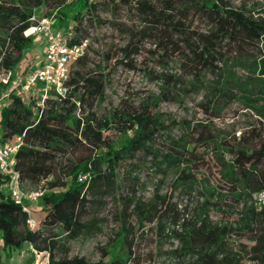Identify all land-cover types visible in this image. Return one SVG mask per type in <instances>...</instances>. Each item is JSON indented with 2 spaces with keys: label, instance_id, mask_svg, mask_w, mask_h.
Here are the masks:
<instances>
[{
  "label": "trees",
  "instance_id": "trees-1",
  "mask_svg": "<svg viewBox=\"0 0 264 264\" xmlns=\"http://www.w3.org/2000/svg\"><path fill=\"white\" fill-rule=\"evenodd\" d=\"M42 8L56 15V25L60 27L56 30L68 31L72 22L70 44L85 43L86 46L83 55L73 62L79 69L69 72L67 92L61 101L49 100L46 108L35 110L20 99L10 97L2 109V138L22 137L23 140L15 164L22 187L34 190L43 183L45 194L39 200L43 202L42 226L46 228H27V213L5 193L0 177L3 249L20 248L29 243L43 252L50 264H105L107 251L103 252V259L91 263L83 257H68L66 242L98 230V219H85L86 215L94 206L103 205L105 198L116 196L118 163L144 152L166 165L161 170L163 173L174 169L178 186L185 187L188 193L192 192L202 169L208 170L215 181V187H205L204 201L193 220L183 219L168 196L136 207L143 219L167 217L180 226V231H174L180 242L179 256L192 257L190 264H241L227 253L226 239L232 235L239 241L249 242L240 244L251 261L264 264V201L258 198L264 192V124L231 140L222 137L213 123L192 128L189 124L183 137L169 139L168 151L158 154L150 144L155 137L165 135L175 121L166 125L153 113L156 103L144 104L135 113L114 112L111 123L97 118L93 111L94 103L104 97L113 66L133 70L135 57L142 52L158 56L164 67L168 61L179 63L180 75L153 74L165 87L184 90L186 94L205 88L204 74L219 69L220 62L228 58L247 59L254 51L264 53V18L255 17L245 8H234L228 0H0L4 72L13 71L23 63L26 51L34 42L23 32L30 26V17ZM101 12L109 19H102ZM120 12L125 13L126 21L119 18ZM84 21L90 25L109 24L125 35L122 46H112L100 53L104 61L112 62L109 67L87 68ZM198 21L206 23L208 28L199 29ZM260 72L264 74V61ZM187 77L191 80L188 88L185 87ZM213 90L217 101L235 99L218 82ZM168 94L163 93V98ZM246 101L247 107L264 117L249 99ZM84 105L87 111L77 116ZM204 108L210 114H218L210 101ZM109 130L131 133L125 147L116 149L104 139V132ZM100 147H106L104 155L94 152ZM76 150H83L81 156L70 157ZM123 150L127 151L126 155ZM79 173H88L90 178L79 182ZM116 203L120 205L119 201ZM131 203L121 207L120 214L126 219L122 223L131 216ZM210 211L220 214L218 223L211 222ZM56 229L58 232L52 233ZM61 235L64 239L59 238ZM55 251L61 253L60 258L56 259ZM130 254L129 251L128 257L113 259L109 264H127Z\"/></svg>",
  "mask_w": 264,
  "mask_h": 264
},
{
  "label": "rangeland",
  "instance_id": "rangeland-1",
  "mask_svg": "<svg viewBox=\"0 0 264 264\" xmlns=\"http://www.w3.org/2000/svg\"><path fill=\"white\" fill-rule=\"evenodd\" d=\"M234 8H245L254 14L255 17L264 18V0H228ZM39 17H53L56 25V15L48 9L42 8L37 12ZM102 19H109V16L101 12ZM119 18L125 20V13L120 12ZM129 23V22H125ZM69 30L73 34V23H69ZM86 27L88 69L94 66L109 67L112 62H106L101 58L100 53L108 51L112 46H122L125 43V35L109 24L90 25L83 22ZM196 26L206 30L207 24L198 21ZM42 39V38H41ZM43 40L33 42V45L26 51L22 65L33 67L41 61L43 55ZM149 46H146L148 49ZM152 49V48H151ZM247 59L228 58L224 63L218 64L216 71L208 70L204 74L205 88L186 94L184 90L165 87L161 81L156 80L153 74L167 73L180 75L181 70L177 61H168L165 67L161 65L160 58L148 52H142L135 57L134 69L130 70L122 66L115 67L106 83L104 97L94 103L93 111L97 118L111 123L114 112L135 113L139 112L144 104L156 107L153 113L157 114L168 125L170 121L175 124L166 131L163 136H157L150 144L152 150L158 154L168 151L169 139H180L190 128L198 124L213 123L222 137L231 140L238 137L244 131L252 127L260 128L264 124V117L260 116L257 110L246 106V99L253 103V107L264 113V74L260 72L261 62L264 61V53H251ZM163 64V63H162ZM79 66L71 64L69 72L78 70ZM229 73V77H228ZM228 77V78H227ZM190 78H186V88ZM218 82L225 92L233 95L234 100L224 102L214 95L213 87ZM168 92L167 98L162 95ZM210 102L214 104L217 113L205 111V106ZM87 106L81 107L77 116L83 115ZM211 111V110H210ZM85 114V113H84ZM216 115V117H215ZM104 139L116 149L125 147L131 133L120 134L116 130L104 132ZM97 155H104L106 147H100L94 151ZM83 150H76L70 157L81 156ZM123 155L127 154L123 150ZM210 164H214L210 161ZM105 166V165H104ZM165 164H161L159 158L155 159L149 154L138 152L133 159L125 158L116 167L115 183L119 187L116 196L105 198L103 205L94 206L85 219L95 217L99 221L98 230L89 236H80L66 242L68 257H83L91 263H97L103 259L102 254L107 251L109 254L103 259L105 264L116 258L128 257L129 251L132 257L127 264H190L193 258L185 255L179 256L178 249L180 242L175 237L174 231H180L179 225H174L171 219L165 217L143 219L136 207H142L151 202H156L161 196H168L170 203L176 208L183 219L193 220L199 214V208L204 201V189L208 185L215 187V181L208 170H200L193 184L192 192L188 193L185 187L178 186L174 169L163 173ZM70 182V179L67 180ZM209 181V182H208ZM156 198V199H155ZM117 201L120 205H117ZM132 201L129 213L130 218L122 223L124 219L121 214V207L124 203ZM38 206L35 208V206ZM42 200L27 205L31 216L39 223L35 229L46 230L42 226L43 212ZM236 215L233 218L236 219ZM211 222L218 223L222 218L216 211L209 212ZM182 221V220H181ZM232 221V220H230ZM58 230L52 231L57 233ZM51 236V235H50ZM64 239V235L59 237ZM249 243L246 239L237 240L232 235L227 237V253L234 260L241 264H255L248 258V255L241 250V244ZM19 248L3 249V242L0 238V258L5 263L6 254L10 251L9 261L13 264H27L19 259ZM56 259L61 257L59 251L54 253ZM44 261V259H43Z\"/></svg>",
  "mask_w": 264,
  "mask_h": 264
},
{
  "label": "built area",
  "instance_id": "built-area-1",
  "mask_svg": "<svg viewBox=\"0 0 264 264\" xmlns=\"http://www.w3.org/2000/svg\"><path fill=\"white\" fill-rule=\"evenodd\" d=\"M30 26L23 34L25 37L42 38L45 42L39 65L34 69L19 65L10 72L2 70L4 51L0 48V122L2 109L10 97L18 98L32 109H44L49 100L61 101L67 92L70 65L84 53L85 43L70 44L71 30H56L53 17H39L35 12L29 19ZM23 145L22 137L4 140L0 133V177L2 187L10 198L27 213L28 229L39 225L27 209L28 204L37 202L45 194L43 183L34 190H25L15 170L16 154ZM88 173H79V182L87 181ZM258 198L264 201V192ZM19 259L27 264H50L43 252L37 251L34 245L25 243L19 248ZM44 259V261H43ZM0 264L1 258H0Z\"/></svg>",
  "mask_w": 264,
  "mask_h": 264
},
{
  "label": "crops",
  "instance_id": "crops-1",
  "mask_svg": "<svg viewBox=\"0 0 264 264\" xmlns=\"http://www.w3.org/2000/svg\"><path fill=\"white\" fill-rule=\"evenodd\" d=\"M37 40H38V38H35V37L33 38V41H37ZM39 40H43V39L39 38ZM43 41H44V40H43ZM43 48H44V45H43ZM38 65H39V63H37L36 65H34V68H35L36 66H38ZM34 68H33V69H34ZM36 203H37V202H36ZM37 207H38V206L36 205L35 208H37ZM6 255H7V256H6V259H5V263H6V264H13V262H12L11 260H10V261L8 260L9 257H10V251H9V253H7ZM17 264H18V263H17Z\"/></svg>",
  "mask_w": 264,
  "mask_h": 264
}]
</instances>
